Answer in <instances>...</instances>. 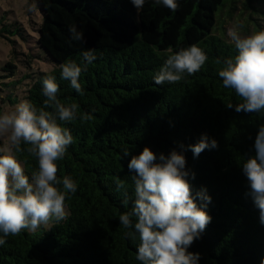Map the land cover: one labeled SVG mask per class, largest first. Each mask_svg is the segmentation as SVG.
Here are the masks:
<instances>
[{
	"label": "trees",
	"instance_id": "1",
	"mask_svg": "<svg viewBox=\"0 0 264 264\" xmlns=\"http://www.w3.org/2000/svg\"><path fill=\"white\" fill-rule=\"evenodd\" d=\"M43 15L38 44L55 64L38 70L25 83L24 100L42 106L41 80L55 75L62 102H75L93 119L67 123L73 142L57 176L71 175L77 192L65 202V218L50 221L33 233L22 229L0 246V264H140L137 241L124 235L119 215L131 208L134 186L127 164L145 146L165 155L179 145L195 144L201 134L217 141L198 158L185 151L186 167L195 172V193L202 187L212 197L207 211L212 221L190 251L201 254L200 264H260L264 257V226L259 210L246 195L242 174L244 159L255 155L258 125L264 117L237 112L242 103L233 89H226L218 60L234 57V44L215 34L217 15L228 0H178L171 10L146 0L138 12L130 0H29ZM248 0L249 19L255 30L264 28V0ZM78 25L87 44L70 38L69 25ZM196 44L208 60L199 72L175 83L157 85L152 77L174 51ZM93 48L97 59L81 74L84 95L60 79L59 64L80 58ZM15 76L19 67L7 63ZM233 105L229 108L228 105ZM21 145L18 159L26 174L38 168L36 158ZM130 155L124 157V151ZM123 181L127 189L116 185ZM200 203V201H197Z\"/></svg>",
	"mask_w": 264,
	"mask_h": 264
},
{
	"label": "clouds",
	"instance_id": "2",
	"mask_svg": "<svg viewBox=\"0 0 264 264\" xmlns=\"http://www.w3.org/2000/svg\"><path fill=\"white\" fill-rule=\"evenodd\" d=\"M137 12L146 0H130ZM171 10L178 8V0H153ZM36 4H29L26 11L34 12ZM70 38L87 44L84 31L76 24L69 25ZM227 35L234 44L236 54L222 63L218 76L226 89H233L242 103L237 112L254 113L264 117V28L249 35H241L237 26L228 29ZM168 55L155 72V84L175 83L185 75L199 72L208 60L206 52L196 44ZM97 59L93 48H85L79 60L66 59L59 64L60 79L69 82L71 89L84 95L81 74ZM44 101L37 107L24 100L12 111H0V137L10 143L7 154L0 149V246L6 237L22 229L37 232L50 221L65 218V202L69 194L77 192V181L71 175L57 176L58 161L64 159L68 146L73 142L67 123L77 119L90 121V113L80 112L75 102H62L58 93L60 85L55 75L41 80ZM229 108L233 105H228ZM26 145V151L36 158L38 168L26 174L24 161L16 153ZM218 147L217 141L201 134L195 144L171 149L167 155L156 154L145 146L131 155L127 164L134 186L131 208L119 215V223L126 229L124 235L137 241L136 260L140 264H200L201 254L193 252L194 241L202 235L212 221L207 207L212 197L206 188L193 193L191 181L195 172L186 167L185 151L191 150L198 158L205 149ZM255 155L244 159L242 174L247 180L246 195L259 210V223L264 226V122L258 125L253 145ZM130 153L125 150L124 157ZM123 189L128 202L125 183L116 185ZM200 201V203H197ZM264 264V257L260 258Z\"/></svg>",
	"mask_w": 264,
	"mask_h": 264
},
{
	"label": "rangeland",
	"instance_id": "3",
	"mask_svg": "<svg viewBox=\"0 0 264 264\" xmlns=\"http://www.w3.org/2000/svg\"><path fill=\"white\" fill-rule=\"evenodd\" d=\"M246 2L248 0H228L217 15L215 34L223 35L231 42L227 31L234 25L241 35L256 32L254 22L249 19L251 11ZM256 2L259 4L258 0ZM29 4V0H0V111H12L16 104L23 101L27 75L33 78L38 70L51 71L55 68L38 44V31L43 21L41 10L35 3L36 10L28 12ZM261 23L264 24V18ZM7 63L19 67L15 76L5 69ZM9 147L6 136L0 137L2 154H7Z\"/></svg>",
	"mask_w": 264,
	"mask_h": 264
}]
</instances>
